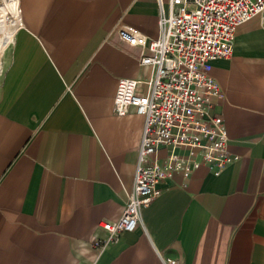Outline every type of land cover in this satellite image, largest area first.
<instances>
[{
    "label": "crops",
    "instance_id": "0c3cea01",
    "mask_svg": "<svg viewBox=\"0 0 264 264\" xmlns=\"http://www.w3.org/2000/svg\"><path fill=\"white\" fill-rule=\"evenodd\" d=\"M19 7L0 72V264H264V11L237 28L231 57L210 62L223 91L212 112L237 160L219 175L201 166L163 181L138 227L99 248L100 222L120 217L133 187L145 122L133 108L116 113L118 80L155 72L120 30L158 37L161 4Z\"/></svg>",
    "mask_w": 264,
    "mask_h": 264
},
{
    "label": "built area",
    "instance_id": "2783aa9c",
    "mask_svg": "<svg viewBox=\"0 0 264 264\" xmlns=\"http://www.w3.org/2000/svg\"><path fill=\"white\" fill-rule=\"evenodd\" d=\"M158 1V37L149 39L134 26L120 30L124 40L141 46L140 64L155 72L145 80H118L116 113L133 108L145 122L133 187L120 217L100 222L107 235L93 239L99 248L138 227L143 209L161 195L163 181L188 178L201 166L219 175L237 160L229 151L223 117L212 112L211 96L223 91L209 73L210 62L232 56L237 28L264 11V0ZM174 146L188 148L189 155L178 154ZM163 148L169 151L161 156Z\"/></svg>",
    "mask_w": 264,
    "mask_h": 264
},
{
    "label": "bare ground",
    "instance_id": "6f19581e",
    "mask_svg": "<svg viewBox=\"0 0 264 264\" xmlns=\"http://www.w3.org/2000/svg\"><path fill=\"white\" fill-rule=\"evenodd\" d=\"M21 26L19 0H5V5L0 6V61Z\"/></svg>",
    "mask_w": 264,
    "mask_h": 264
},
{
    "label": "rangeland",
    "instance_id": "374dc122",
    "mask_svg": "<svg viewBox=\"0 0 264 264\" xmlns=\"http://www.w3.org/2000/svg\"><path fill=\"white\" fill-rule=\"evenodd\" d=\"M1 4H2V6H4L5 5V0H0V6H1ZM5 54V53H4ZM4 56V55H3ZM3 56H2V58H3ZM1 62V61H0ZM2 70V69H1ZM1 72V71H0Z\"/></svg>",
    "mask_w": 264,
    "mask_h": 264
}]
</instances>
